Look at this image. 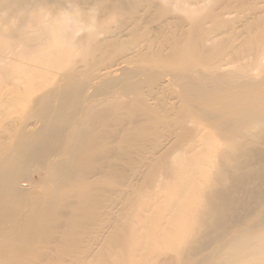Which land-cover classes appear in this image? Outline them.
Wrapping results in <instances>:
<instances>
[{"label":"bare ground","instance_id":"bare-ground-1","mask_svg":"<svg viewBox=\"0 0 264 264\" xmlns=\"http://www.w3.org/2000/svg\"><path fill=\"white\" fill-rule=\"evenodd\" d=\"M44 3L0 0V264H264V0H99L86 60Z\"/></svg>","mask_w":264,"mask_h":264},{"label":"clouds","instance_id":"clouds-1","mask_svg":"<svg viewBox=\"0 0 264 264\" xmlns=\"http://www.w3.org/2000/svg\"><path fill=\"white\" fill-rule=\"evenodd\" d=\"M101 7L99 0L87 9L81 6L80 0H64L63 5L41 4L32 15L48 30L59 49L74 60H86L95 41L119 22L115 13L101 15Z\"/></svg>","mask_w":264,"mask_h":264}]
</instances>
